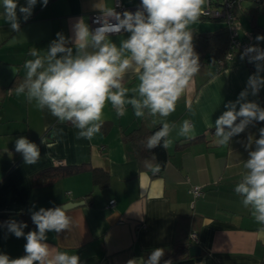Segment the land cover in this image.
I'll return each instance as SVG.
<instances>
[{
  "label": "crops",
  "instance_id": "crops-1",
  "mask_svg": "<svg viewBox=\"0 0 264 264\" xmlns=\"http://www.w3.org/2000/svg\"><path fill=\"white\" fill-rule=\"evenodd\" d=\"M113 1L49 0L43 6L38 0L32 16L26 22L21 18L19 32H13L0 16V215L7 220L16 215L17 221L28 224L24 230L28 232L36 228L28 211L33 205L38 210L88 199L68 208L69 229L59 234L48 232L46 241L60 251L80 255L86 264H127L132 258H147L157 247L164 248L166 256L176 236L185 233L189 234L190 245L197 244L201 249L200 258L194 257L193 264H264V233L234 190L245 171L243 160L248 158L237 141L246 140L249 133L258 138L264 122L250 125L229 145H218L214 135L215 120L227 110L224 105L237 99L248 77L256 71L255 66L249 68L245 59H240L238 51L219 69L212 63L200 64V72L177 101L176 110L166 118L147 113L137 118L130 105L126 114L118 117L108 104L101 132L92 140L77 139V130L70 123H60L49 111H40L35 102L30 104L24 95L15 94V86L25 76L24 62L34 59L30 55L33 49L45 55L58 32L72 36V25L80 17L90 26V13L99 11L94 5L111 7ZM121 1L126 5L140 3ZM244 2L248 4L244 7L247 32L252 31L251 21L264 29V6ZM18 3L24 5L25 0ZM217 21L212 29L198 22L189 27L211 31L222 25ZM251 33L254 38L264 35ZM127 36L113 34L110 39L119 45ZM138 83L135 76L124 81L129 88ZM248 100L264 108V88ZM162 119L177 127L169 136L172 144L167 149L168 160L154 175L150 168L138 164L126 134L140 125L153 128ZM186 119L195 125L194 132L188 137L179 136V126ZM21 136L41 149L34 165L24 164L15 152V139ZM55 164L78 165L80 170L49 184H32L33 174ZM96 168L108 172L106 186L93 183L92 169ZM192 184L203 189L196 198L188 191ZM191 231L197 234L196 243L190 239ZM25 243L24 238L0 228V253L11 258L23 256Z\"/></svg>",
  "mask_w": 264,
  "mask_h": 264
},
{
  "label": "clouds",
  "instance_id": "clouds-1",
  "mask_svg": "<svg viewBox=\"0 0 264 264\" xmlns=\"http://www.w3.org/2000/svg\"><path fill=\"white\" fill-rule=\"evenodd\" d=\"M38 0H0V12L13 32L20 31V21H27L33 14ZM49 0H41L47 6ZM208 0H140L136 10L119 12L116 7H101L90 28L84 17L72 25V36L58 32L45 55L33 49L34 59L23 64L25 76L15 86V94L24 95L28 103L40 110H47L60 123L68 122L74 127L77 139L92 140L101 132L104 109L110 104L118 117L126 114L131 106L137 118H166L176 110L177 101L189 88L193 78L200 72V56L194 50L193 32L190 25L199 21ZM19 12V16H18ZM128 33L126 39L117 43L110 39L113 34ZM257 45L246 47L240 59L254 64L255 73L248 77L246 87L235 101H228L227 109L215 120L216 143L220 146L232 143L233 137L244 133L251 125L264 122V108L248 97L258 96L264 88V35L255 37ZM214 62V61H213ZM135 76L139 83L126 87L125 78ZM191 111V110H190ZM157 123L154 119L153 124ZM147 138L146 149L159 146L168 149L172 144L171 132L177 127L166 120ZM195 125L184 120L179 126V136L188 137ZM212 128V125H209ZM248 154L243 160L244 172L235 186L242 197V205L251 209V215L264 233V127L258 129V138L249 133L246 140L237 141ZM42 143V141H41ZM15 152L27 165L36 164L41 157L40 147L27 137L15 139ZM153 158H155L153 156ZM155 175L159 164L146 162ZM35 230L25 232L28 224L8 219L0 224L7 233L24 238L25 255L11 258L0 253V264H86L80 255H71L49 245L48 232L61 233L68 230L71 218L65 205L35 210L28 209ZM164 248H153L147 258H132L127 264H173L164 259Z\"/></svg>",
  "mask_w": 264,
  "mask_h": 264
},
{
  "label": "trees",
  "instance_id": "trees-1",
  "mask_svg": "<svg viewBox=\"0 0 264 264\" xmlns=\"http://www.w3.org/2000/svg\"><path fill=\"white\" fill-rule=\"evenodd\" d=\"M200 19L219 20L209 16L200 17ZM251 25V32H264V29L257 27V25H255L252 21ZM190 30L194 35V50L200 56V64L212 63L216 66V62L219 59H222L229 49V36L225 25L222 23V25H220L217 29L211 31H197L195 29ZM160 127L161 125L157 124L153 128L148 129L140 125L126 134V138L132 145L135 159L139 165L144 166L145 168H149L146 166L147 162L152 165L159 164L162 170L168 160V152L162 146L152 150H147L145 147L147 138L155 131L159 130ZM193 140L197 139L195 138ZM153 156L155 158H153ZM78 170H80V166L78 165L55 164L43 168L33 174L31 181L34 185L49 184L58 178L73 174ZM92 180L94 184H98L100 187L106 186L109 183V174L102 169H92ZM2 217L3 216L0 215V222L7 221V219H3ZM189 245V234L185 233L178 237L176 236L172 243L171 251L164 257V259H171L173 264H193L194 257L189 255Z\"/></svg>",
  "mask_w": 264,
  "mask_h": 264
},
{
  "label": "built area",
  "instance_id": "built-area-1",
  "mask_svg": "<svg viewBox=\"0 0 264 264\" xmlns=\"http://www.w3.org/2000/svg\"><path fill=\"white\" fill-rule=\"evenodd\" d=\"M243 1L253 2L257 6H264V0H208L204 8V14L201 17L209 16L214 19H219L225 25L229 36V49L225 53L224 57L216 62V69L221 68L224 62L227 59L231 58L235 51H238L241 54L246 47L258 44L251 32L244 31V35L240 37V25L237 21L235 9L240 8ZM116 4H119V7H116ZM138 5L139 3H136L134 5H126L121 0H114L111 7H116V10L119 12H122L124 10L134 12ZM98 15H100V11H93L89 15L90 27L92 29L98 26L93 23L95 17ZM259 47L264 49V45L260 43ZM245 61L249 68L254 67V64L248 63L247 58H245ZM188 191L192 195V198H196L202 194L203 189L198 184H192L190 185ZM112 203L113 199L109 201L110 205ZM190 239L195 243L197 242L198 239L195 231L190 232Z\"/></svg>",
  "mask_w": 264,
  "mask_h": 264
},
{
  "label": "rangeland",
  "instance_id": "rangeland-1",
  "mask_svg": "<svg viewBox=\"0 0 264 264\" xmlns=\"http://www.w3.org/2000/svg\"><path fill=\"white\" fill-rule=\"evenodd\" d=\"M246 5H248L247 2L243 1L242 2L243 9H241V8H236L235 9V13L237 15V21H238V23L240 25V34L242 36L244 35L243 32L248 30L247 14H246V12L244 10V7ZM198 23H200V24L203 23V24L209 25L211 29L218 25V21L217 20H203V19H199ZM201 28H203V27H201ZM203 30H205V29H203Z\"/></svg>",
  "mask_w": 264,
  "mask_h": 264
},
{
  "label": "water",
  "instance_id": "water-1",
  "mask_svg": "<svg viewBox=\"0 0 264 264\" xmlns=\"http://www.w3.org/2000/svg\"><path fill=\"white\" fill-rule=\"evenodd\" d=\"M87 200L88 199H83V200H79V201H67V202H64V203H61V204L52 206V207H57V206L65 205V207L68 209V208L77 206L79 204H82V203L86 202ZM49 208H51V207H49ZM12 218L13 219H16L17 216L16 215H13ZM188 250H189V255L190 256L195 257L196 259H199L200 258L201 249H200V247L197 244H191V245H189Z\"/></svg>",
  "mask_w": 264,
  "mask_h": 264
}]
</instances>
